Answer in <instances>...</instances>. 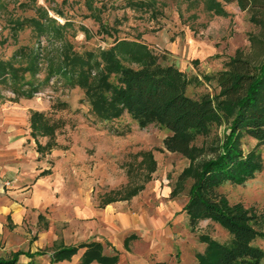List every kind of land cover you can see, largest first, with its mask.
Masks as SVG:
<instances>
[{
	"label": "rangeland",
	"instance_id": "374dc122",
	"mask_svg": "<svg viewBox=\"0 0 264 264\" xmlns=\"http://www.w3.org/2000/svg\"><path fill=\"white\" fill-rule=\"evenodd\" d=\"M126 1L0 0V61L18 54L14 65H25L22 53L40 54L36 74L25 72L16 82L30 90L24 83L30 78L34 92L19 95L11 90L13 80L0 83V163L11 167L0 179V255L44 250L34 264H77L79 254L51 263L49 253L58 244L96 239L105 253H118L117 264H199L196 255L206 248L202 236L230 239L210 219L192 228L184 207L195 179L181 181L188 166L214 156L230 133L227 124H214L198 137L193 160L169 152L163 146L167 129L154 124L139 128L126 113L107 121L98 118L87 92L92 76L72 85L59 75L45 81L51 59L56 67L58 42L38 37L30 26L12 35L13 19L32 17L35 6H42L59 23L68 21L69 47L77 53L97 54L116 39L139 38L163 63L197 75L200 83L190 86L189 94L198 97L219 92L207 77L225 69L237 50L250 52V34L259 33L237 3L227 5L229 14L223 16L207 9L204 0H145L150 6L139 9L125 6ZM92 13L109 26L110 35ZM241 142L245 153L257 143L248 135ZM260 151L261 170L220 190L232 204L241 203L257 215L256 228L264 234ZM255 244L264 250V237ZM28 261L19 257L21 263Z\"/></svg>",
	"mask_w": 264,
	"mask_h": 264
},
{
	"label": "trees",
	"instance_id": "16d2710c",
	"mask_svg": "<svg viewBox=\"0 0 264 264\" xmlns=\"http://www.w3.org/2000/svg\"><path fill=\"white\" fill-rule=\"evenodd\" d=\"M207 9L227 16L226 6L237 3L249 13L250 21L259 28L258 34H250L251 50H237L226 62L225 69L208 76L220 90L215 95L204 93L198 97L189 94L190 86L200 83L197 75H188L175 64H165L145 43L134 39H116L114 44L97 54L77 53L69 47L66 36L68 21L59 23L42 6H35L32 17L13 19L12 35L30 26L38 37L58 42L56 67L53 60L44 80L61 76L69 85L78 83L85 76H92L87 90L94 105V112L101 120H111L122 113L128 114L139 128L154 124L167 129L170 134L163 139V146L172 153L194 159V143L199 136L209 132L214 124H227L230 133L213 157L202 159L188 166L181 181L193 176L189 199L184 207L192 228L202 220L218 222L230 234L225 242L202 236L206 242L204 252L197 253L199 264H263L264 250L255 244L264 237L256 225L258 217L241 203H231L220 188L226 183H243L262 168L261 149H264V0H204ZM125 6L144 8L145 0H127ZM59 17L61 10L52 9ZM103 33L111 34L106 23L92 13ZM111 30H114L111 28ZM15 54V58H16ZM25 65H14L15 60L0 61V83L13 80L11 90L19 95L31 94L33 83L24 81L31 89L16 85L25 72L36 74L40 54L35 51L22 53ZM27 90V91H25ZM21 92V93H20ZM248 135L256 139V145L247 153L241 139ZM133 191L131 194H135ZM40 217V214L38 215ZM11 226L12 222L8 216ZM129 237L124 239L126 243ZM82 250L78 264H117L118 253L107 254L101 241L89 239L77 244H58L49 253L51 263L70 261ZM45 251L17 250L0 255V264H24L19 257L34 264L35 257Z\"/></svg>",
	"mask_w": 264,
	"mask_h": 264
},
{
	"label": "crops",
	"instance_id": "0c3cea01",
	"mask_svg": "<svg viewBox=\"0 0 264 264\" xmlns=\"http://www.w3.org/2000/svg\"><path fill=\"white\" fill-rule=\"evenodd\" d=\"M0 157H1V156H0ZM4 157H5V156H4ZM0 164H2V165H0V179H1V177H3L4 175H6V174H10V173H9V170H10L11 167L9 166V163L4 164V163L1 162ZM7 165H8V166H7ZM2 167H5V169L3 170ZM84 241H85V240H84ZM99 241H100V240H99ZM81 253H82V250H79L78 253L75 254V255L73 256V257H75V256H77V255L79 254V256H78V262H79V258H80ZM73 257H72V258H73ZM72 258H71V259H72ZM93 263H95V262H93ZM93 263H92V264H93ZM77 264H78V263H77Z\"/></svg>",
	"mask_w": 264,
	"mask_h": 264
}]
</instances>
